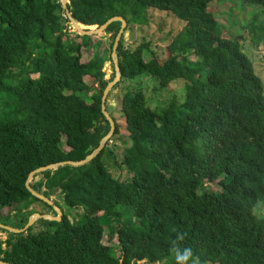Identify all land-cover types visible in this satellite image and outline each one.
<instances>
[{
  "label": "trees",
  "instance_id": "16d2710c",
  "mask_svg": "<svg viewBox=\"0 0 264 264\" xmlns=\"http://www.w3.org/2000/svg\"><path fill=\"white\" fill-rule=\"evenodd\" d=\"M210 1L65 0L85 30L112 16L126 26L143 23L148 8L183 22L162 59L148 41L129 50L119 37L113 85L146 73L160 89L183 80L182 96L150 107L141 89L126 88L119 118L130 142L122 157L129 178L120 181L107 170L106 141L86 163L34 174L31 189L47 198L56 193L66 213L81 210L80 219L69 220L59 207V221L39 219L51 229L8 232L0 240L1 261L175 264L170 242L183 231L201 263L264 264V217L253 211L264 198L263 85L242 51V36L225 34ZM241 1L264 15V0ZM66 22L60 0H0V207H49L27 191V174L82 159L109 131L100 111V63L82 61L88 36L73 29L69 38ZM119 25L110 22L104 31ZM256 30L264 31V18ZM103 105L116 134L119 125Z\"/></svg>",
  "mask_w": 264,
  "mask_h": 264
},
{
  "label": "rangeland",
  "instance_id": "374dc122",
  "mask_svg": "<svg viewBox=\"0 0 264 264\" xmlns=\"http://www.w3.org/2000/svg\"><path fill=\"white\" fill-rule=\"evenodd\" d=\"M211 8L213 16L217 18L218 23L224 29L227 36H242L239 39L242 51L252 62L254 73L259 76L264 90V31L259 32L256 30L257 27L263 25L264 15L258 13L259 7L243 3L241 0H212L208 3V9ZM144 17L145 22L143 23H131L128 26L124 24L119 32L122 45L124 48L131 50L141 41H148L149 51L152 52L153 56L162 59L166 55V45L170 42L172 37L181 30L183 22L167 12L151 8L146 9ZM65 24V28L69 33V38H72L73 35H75V32L69 21ZM117 31H103L99 34L88 36L87 45L83 47L80 52L82 61L91 58L100 63V69L103 74L102 81L105 84L114 76L111 51ZM119 37L118 40L120 39ZM150 57L151 55L147 52L143 54L145 60ZM183 85V80L176 79L168 84L165 89H160L156 80L151 75L144 73L133 79L125 80L115 88H113L112 85L108 90L104 102L107 105L108 112L116 119V123L119 125L120 129L116 134H113L112 131L107 137L106 147L101 159L105 162L107 170L114 178H117L120 181H126L130 176L129 170L122 163L124 151L130 144L129 138L123 130V125L119 118V99L124 90L126 88L141 89L148 105L152 107L154 105L162 106L168 102L170 98L179 100L182 96L181 87H183ZM204 188L210 191H218V186L214 183H206ZM48 199L53 205L58 208L60 207L63 212L66 213L65 207L61 204L56 193L53 192L48 196ZM49 207H44L36 202L29 204L27 208L21 207L20 204L2 206L0 207V223L12 228L20 229L26 223L28 216L32 214L26 213L31 209L40 214L55 216L54 210L50 205ZM253 211L257 216L264 217V198L257 202ZM80 213L81 210L76 208L68 211L66 215L69 220H77L80 219ZM59 217L61 218V215ZM28 228H30V232L37 233L44 231L46 228L51 229L52 227L40 222L38 218H35L28 225ZM8 232L9 231L0 228V240H4L8 236ZM109 243L115 246V238ZM201 264L216 263L204 261Z\"/></svg>",
  "mask_w": 264,
  "mask_h": 264
},
{
  "label": "water",
  "instance_id": "95a60500",
  "mask_svg": "<svg viewBox=\"0 0 264 264\" xmlns=\"http://www.w3.org/2000/svg\"><path fill=\"white\" fill-rule=\"evenodd\" d=\"M60 4L62 6V8L64 9V13H65V17L67 18V20L70 22L72 28L76 31V33H78L79 35H95V34H99L101 32L104 31V29L106 28V26L113 21H119L120 25H119V29L115 35L113 44H112V54H111V59H112V65H113V69H114V76L113 78L107 82L102 90V94H101V98H100V111L102 113V115L104 116V118L107 120L108 125H109V131L99 140L98 145L87 155H85L82 159L80 160H76V161H71V160H65V161H60V162H56V163H51V164H47L45 166H40L37 167L33 170H31L28 174L27 177L25 179L24 182V186L27 189V191L35 198L45 202L47 205H50L52 207V209L55 212V216H49L47 214H40L37 212L32 213L30 216H28V218L26 219V223L23 225L22 228L20 229H16V228H12L6 225H3L0 223V228H3L9 232H13V233H20V232H25L26 229L28 228V225L35 219H46V220H55V221H59L60 220V215H61V211L58 207H56L55 205L52 204V202L45 196H43L42 194L34 191L33 189H31V187L29 186V182L32 179V177L34 176V174L39 173L41 171H44L46 169H54L57 166H62V165H72V166H78L81 165L83 163L88 162L89 160H91L103 147L107 137L112 133L113 131V121L111 119V117L108 115V113L104 110V98L108 92V90L111 88L112 85H114L118 80H119V70H118V66H117V60L116 57L114 55V50L117 44V40L119 37V32L121 31V28L124 26L125 21L122 17L120 16H112L108 19H106L102 24H100L98 27L94 28V29H82L78 23L70 16L68 10L66 9V4H65V0H60ZM0 264H12L9 262H4L0 260Z\"/></svg>",
  "mask_w": 264,
  "mask_h": 264
},
{
  "label": "clouds",
  "instance_id": "9594fccd",
  "mask_svg": "<svg viewBox=\"0 0 264 264\" xmlns=\"http://www.w3.org/2000/svg\"><path fill=\"white\" fill-rule=\"evenodd\" d=\"M187 233L177 231L170 242V252L174 254L175 264H201V259L196 255L192 247L184 244Z\"/></svg>",
  "mask_w": 264,
  "mask_h": 264
}]
</instances>
